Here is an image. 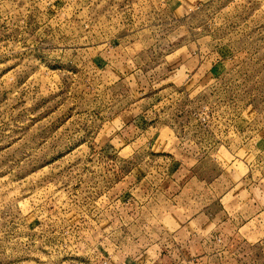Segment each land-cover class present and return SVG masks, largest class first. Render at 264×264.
<instances>
[{"label": "rangeland", "instance_id": "obj_1", "mask_svg": "<svg viewBox=\"0 0 264 264\" xmlns=\"http://www.w3.org/2000/svg\"><path fill=\"white\" fill-rule=\"evenodd\" d=\"M194 177L264 194V0H0V264H264Z\"/></svg>", "mask_w": 264, "mask_h": 264}, {"label": "crops", "instance_id": "obj_2", "mask_svg": "<svg viewBox=\"0 0 264 264\" xmlns=\"http://www.w3.org/2000/svg\"><path fill=\"white\" fill-rule=\"evenodd\" d=\"M190 181L185 182L182 186L176 189L170 194H162L166 198L167 203L171 206V211L168 213L169 221L171 226H165L166 230L173 232L181 228L185 230L191 229L192 223H198L199 220H204V216H207V211L214 203L221 201L222 208L220 214L222 215L227 209L224 201L231 199L234 203V217L244 220L243 225L239 226V230L251 233L259 230L258 227L243 228L244 225H263L264 223V194H258L252 191L249 194H230L222 190L218 192L217 185L221 180L216 179L215 181H206L198 177L189 179ZM222 183V182H221ZM251 189V186H250ZM251 191V190H250ZM254 192V193H253ZM238 208H235V207ZM225 208V209H224ZM208 214H210L208 212ZM218 213L211 218L217 217ZM258 215L262 218L258 219ZM209 216V217H210ZM208 217V218H209ZM221 220V219H219ZM263 221V222H262Z\"/></svg>", "mask_w": 264, "mask_h": 264}]
</instances>
